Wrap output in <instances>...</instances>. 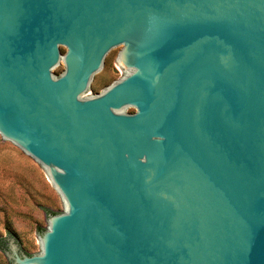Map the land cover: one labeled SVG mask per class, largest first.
I'll return each mask as SVG.
<instances>
[{
    "label": "water",
    "instance_id": "1",
    "mask_svg": "<svg viewBox=\"0 0 264 264\" xmlns=\"http://www.w3.org/2000/svg\"><path fill=\"white\" fill-rule=\"evenodd\" d=\"M0 135L65 205L8 264H264V0H0Z\"/></svg>",
    "mask_w": 264,
    "mask_h": 264
},
{
    "label": "rangeland",
    "instance_id": "2",
    "mask_svg": "<svg viewBox=\"0 0 264 264\" xmlns=\"http://www.w3.org/2000/svg\"><path fill=\"white\" fill-rule=\"evenodd\" d=\"M119 53L110 58V67L97 77L86 98L101 94L128 73L118 61ZM45 209L53 213L65 209L45 169L0 135V239L10 233L24 252L40 253L39 233L48 228ZM0 264H8L1 248Z\"/></svg>",
    "mask_w": 264,
    "mask_h": 264
},
{
    "label": "trees",
    "instance_id": "3",
    "mask_svg": "<svg viewBox=\"0 0 264 264\" xmlns=\"http://www.w3.org/2000/svg\"><path fill=\"white\" fill-rule=\"evenodd\" d=\"M45 212H46V213H49L50 211L45 209ZM52 213H53V212H52ZM1 245H2V240L0 239V246H1Z\"/></svg>",
    "mask_w": 264,
    "mask_h": 264
}]
</instances>
